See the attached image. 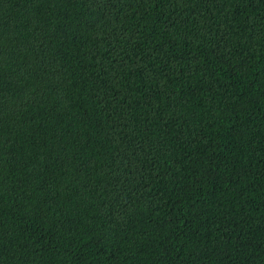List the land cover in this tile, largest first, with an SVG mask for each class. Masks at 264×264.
I'll list each match as a JSON object with an SVG mask.
<instances>
[{
	"label": "trees",
	"instance_id": "trees-1",
	"mask_svg": "<svg viewBox=\"0 0 264 264\" xmlns=\"http://www.w3.org/2000/svg\"><path fill=\"white\" fill-rule=\"evenodd\" d=\"M0 264H264V0H0Z\"/></svg>",
	"mask_w": 264,
	"mask_h": 264
}]
</instances>
